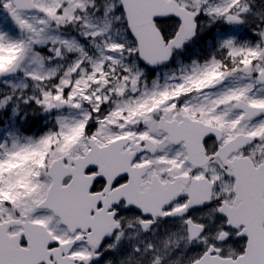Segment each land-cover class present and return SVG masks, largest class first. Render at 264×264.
Instances as JSON below:
<instances>
[{"label":"snow or ice","instance_id":"6c2138e0","mask_svg":"<svg viewBox=\"0 0 264 264\" xmlns=\"http://www.w3.org/2000/svg\"><path fill=\"white\" fill-rule=\"evenodd\" d=\"M0 264H264V0H0Z\"/></svg>","mask_w":264,"mask_h":264}]
</instances>
